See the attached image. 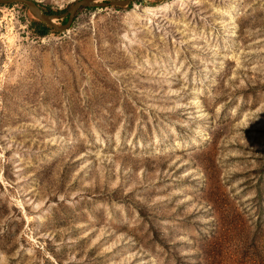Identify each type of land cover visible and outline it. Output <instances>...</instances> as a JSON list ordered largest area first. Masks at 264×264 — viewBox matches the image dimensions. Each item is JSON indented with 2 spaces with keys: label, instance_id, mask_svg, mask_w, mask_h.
Segmentation results:
<instances>
[{
  "label": "rangeland",
  "instance_id": "rangeland-1",
  "mask_svg": "<svg viewBox=\"0 0 264 264\" xmlns=\"http://www.w3.org/2000/svg\"><path fill=\"white\" fill-rule=\"evenodd\" d=\"M32 18L0 4V264H264V0Z\"/></svg>",
  "mask_w": 264,
  "mask_h": 264
},
{
  "label": "water",
  "instance_id": "water-1",
  "mask_svg": "<svg viewBox=\"0 0 264 264\" xmlns=\"http://www.w3.org/2000/svg\"><path fill=\"white\" fill-rule=\"evenodd\" d=\"M132 0H73L61 12H45L35 0H0V4L20 2L27 7L29 13L37 20L45 23L55 30H63L70 26L76 12L83 7L96 6H125ZM65 17L62 23H56L54 18Z\"/></svg>",
  "mask_w": 264,
  "mask_h": 264
},
{
  "label": "trees",
  "instance_id": "trees-1",
  "mask_svg": "<svg viewBox=\"0 0 264 264\" xmlns=\"http://www.w3.org/2000/svg\"><path fill=\"white\" fill-rule=\"evenodd\" d=\"M132 1H130L128 4H130ZM44 11L45 12H55L54 10H51L48 8L45 9ZM30 24H31V27L36 31L37 34H44L49 29V27L45 23H43L39 20H36L34 18L31 19Z\"/></svg>",
  "mask_w": 264,
  "mask_h": 264
}]
</instances>
